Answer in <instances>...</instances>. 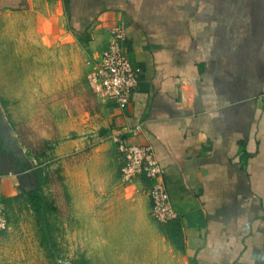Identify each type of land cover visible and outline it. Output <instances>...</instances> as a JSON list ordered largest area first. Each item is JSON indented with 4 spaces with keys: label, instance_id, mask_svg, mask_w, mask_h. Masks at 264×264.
I'll return each mask as SVG.
<instances>
[{
    "label": "crops",
    "instance_id": "crops-1",
    "mask_svg": "<svg viewBox=\"0 0 264 264\" xmlns=\"http://www.w3.org/2000/svg\"><path fill=\"white\" fill-rule=\"evenodd\" d=\"M1 16L41 50L83 41L91 57L106 46L110 26L126 25L125 48L139 69L130 101L119 108L89 87L92 106L56 148L75 152L64 175L79 207L92 209L104 195L124 219L139 198L156 227L168 225L151 217L142 177L121 180L122 158L108 138L120 132L150 143L164 167L183 251L163 234L180 264H264V0H0ZM26 152L0 104L5 208L35 180Z\"/></svg>",
    "mask_w": 264,
    "mask_h": 264
},
{
    "label": "rangeland",
    "instance_id": "rangeland-1",
    "mask_svg": "<svg viewBox=\"0 0 264 264\" xmlns=\"http://www.w3.org/2000/svg\"><path fill=\"white\" fill-rule=\"evenodd\" d=\"M9 19L0 17V104L32 168L43 170L44 198L56 210L47 208L42 224L24 199L6 204L9 225L0 232V264H180L175 248L131 192L135 214L124 219L115 215L120 210L106 208L104 195L92 209L73 200L64 173L71 170L75 152L61 155L56 148L74 135L69 127L74 118L92 106L87 82L92 50L83 41L76 48L51 43L41 50Z\"/></svg>",
    "mask_w": 264,
    "mask_h": 264
},
{
    "label": "built area",
    "instance_id": "built-area-1",
    "mask_svg": "<svg viewBox=\"0 0 264 264\" xmlns=\"http://www.w3.org/2000/svg\"><path fill=\"white\" fill-rule=\"evenodd\" d=\"M126 25L122 20L109 28L107 44L87 62L88 86L100 101H112L119 108H124L130 101L137 84L138 67L132 62L125 48ZM139 126L130 128L136 132ZM93 135H97L93 133ZM100 138L99 136L97 137ZM119 152L122 163L120 178L128 183L142 177L147 182V194L150 200V214L159 225H165L176 218L164 181V167L159 162L150 143L128 142L123 133L108 135ZM9 224L5 205L0 201V232Z\"/></svg>",
    "mask_w": 264,
    "mask_h": 264
},
{
    "label": "trees",
    "instance_id": "trees-1",
    "mask_svg": "<svg viewBox=\"0 0 264 264\" xmlns=\"http://www.w3.org/2000/svg\"><path fill=\"white\" fill-rule=\"evenodd\" d=\"M41 167L33 168L32 173L34 176V182L24 188L22 197L31 206V208L37 213L39 218L42 220V224H44L45 220V212L47 208L55 211L56 206L52 204H48L44 198V194L41 188L44 177L42 175ZM168 225L163 230L164 234L169 238V240L181 251H183V242L181 239V233L177 225L172 224V222H168ZM46 231L44 230L43 235L46 236ZM47 241V240H46ZM51 254V253H49ZM76 264H85L82 262H73Z\"/></svg>",
    "mask_w": 264,
    "mask_h": 264
}]
</instances>
